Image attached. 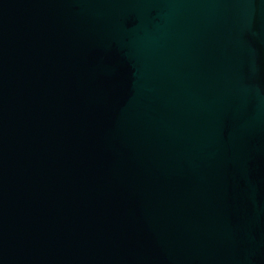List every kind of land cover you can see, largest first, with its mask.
Here are the masks:
<instances>
[{
    "label": "water",
    "instance_id": "95a60500",
    "mask_svg": "<svg viewBox=\"0 0 264 264\" xmlns=\"http://www.w3.org/2000/svg\"><path fill=\"white\" fill-rule=\"evenodd\" d=\"M0 264H264V0H0Z\"/></svg>",
    "mask_w": 264,
    "mask_h": 264
}]
</instances>
